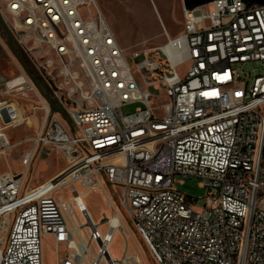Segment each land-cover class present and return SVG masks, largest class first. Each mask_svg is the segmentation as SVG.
<instances>
[{"label":"built area","instance_id":"built-area-1","mask_svg":"<svg viewBox=\"0 0 264 264\" xmlns=\"http://www.w3.org/2000/svg\"><path fill=\"white\" fill-rule=\"evenodd\" d=\"M0 11L50 96L13 54L20 73L0 82V154L18 144L7 127L30 119L18 99L33 93L45 115L25 172L0 170V264H44L45 235L57 264H146L129 252L134 231L157 264H264V4L185 6L182 34L164 28V44L130 51L97 0H0ZM48 147L68 166L26 182ZM177 177L207 189L198 212ZM104 183L119 206L108 198L113 214L97 220L86 195ZM117 231L122 257L112 251Z\"/></svg>","mask_w":264,"mask_h":264},{"label":"rangeland","instance_id":"rangeland-1","mask_svg":"<svg viewBox=\"0 0 264 264\" xmlns=\"http://www.w3.org/2000/svg\"><path fill=\"white\" fill-rule=\"evenodd\" d=\"M101 10L111 24L121 43L130 51L132 49L155 48L166 42L164 28L168 30L172 37H177L185 30L184 25V2L183 0H97ZM0 82L12 79L20 73L17 62L9 46L8 35L0 24ZM16 44V41L14 39ZM20 54L23 56L30 69L39 72L33 58L24 49L16 44ZM256 67H259L256 64ZM41 75V72H39ZM43 73L46 75L45 71ZM47 76V75H46ZM41 83L46 88V80L42 76ZM155 95H161L160 91H154ZM38 98L29 93L28 97L18 99L19 105L24 110L25 115L29 116L28 123L22 125L9 126L6 133L12 143H18L8 152L0 154V170L4 173H14L21 175L25 172L23 158L28 151L34 147L33 138L38 134L45 110L42 108L34 109L38 104ZM58 104V102L56 103ZM138 104L130 103L122 107L124 114L133 113ZM22 116H24L23 111ZM62 120L67 126L73 125L68 116L63 113ZM1 126V122H0ZM71 127V126H70ZM68 166L67 157L59 148L48 147L47 153L37 155L28 175L26 182L32 185H39L48 181L59 174ZM176 187L184 194L198 198L195 202V211L201 210L206 203L207 189L202 186L198 178H188L183 180L176 178ZM105 191L95 187L86 195V201L92 214L100 220L103 212L113 214L108 205V198L118 205V195L115 190L104 183ZM116 205V206H117ZM119 206V205H118ZM117 206V207H118ZM260 208L264 209V198L260 201ZM120 212H122L119 209ZM123 214V213H122ZM124 216V215H123ZM129 225V223H127ZM103 229H107L105 225ZM134 238L130 239L129 252L132 249L139 250L146 261V264H157L148 248L134 231ZM7 242V239H6ZM139 246H138V245ZM126 249L124 235L117 231L112 245V251L118 257H122ZM56 245L50 235H45L43 241V260L44 264H57L59 260Z\"/></svg>","mask_w":264,"mask_h":264},{"label":"water","instance_id":"water-1","mask_svg":"<svg viewBox=\"0 0 264 264\" xmlns=\"http://www.w3.org/2000/svg\"><path fill=\"white\" fill-rule=\"evenodd\" d=\"M211 1H213V0H183L184 5L186 7L200 6V5L206 4V3L211 2ZM249 2L250 3L264 4V0H249ZM196 14H199V12H196ZM0 24H1V26L3 27V29L5 30V32L8 35L9 46H10V49L12 50L13 54L19 60V62L21 63V65L24 67V69L26 70V72L28 73V75L30 76V78L32 79V81L38 87V89L41 92V94L47 100H49L50 99V96L42 89V87L39 84L38 80L34 77V75L32 74V72L30 71V69H29L27 63L25 62L23 56L18 51V49L16 47V44L14 42V36H13L12 30L10 29L7 21L3 17L1 11H0ZM50 105H51V108L52 109H55L54 104L52 102L50 103Z\"/></svg>","mask_w":264,"mask_h":264},{"label":"bare ground","instance_id":"bare-ground-1","mask_svg":"<svg viewBox=\"0 0 264 264\" xmlns=\"http://www.w3.org/2000/svg\"><path fill=\"white\" fill-rule=\"evenodd\" d=\"M89 192H91V191H88L87 193H89ZM87 193H86V194H87ZM84 202L86 203L85 199H84ZM116 219H117V217H116Z\"/></svg>","mask_w":264,"mask_h":264},{"label":"trees","instance_id":"trees-1","mask_svg":"<svg viewBox=\"0 0 264 264\" xmlns=\"http://www.w3.org/2000/svg\"><path fill=\"white\" fill-rule=\"evenodd\" d=\"M35 74V73H34ZM55 108H56V110L58 109V107L55 105Z\"/></svg>","mask_w":264,"mask_h":264}]
</instances>
